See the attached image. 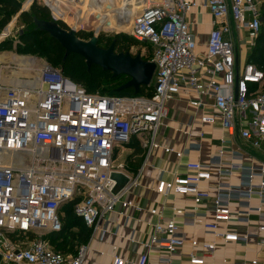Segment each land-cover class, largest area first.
<instances>
[{"label":"built area","instance_id":"obj_1","mask_svg":"<svg viewBox=\"0 0 264 264\" xmlns=\"http://www.w3.org/2000/svg\"><path fill=\"white\" fill-rule=\"evenodd\" d=\"M34 2L47 7L53 20L77 35L92 39L111 32L128 34L151 48L149 62L156 71L150 95L144 96L90 94L49 65L38 69L34 86L0 83V264H83L87 247L69 259L43 239L45 228L62 229L60 210L76 196L86 195L75 213L94 234L111 214L127 217L130 210L144 211L130 199L140 186L142 171L131 176L117 151L135 137L148 156L162 150L182 162L186 153L159 143L157 136L169 102L183 92L213 100L214 115L201 121L221 127L224 146L239 134L261 148L264 91L251 89L264 84V72L252 63L237 72V59L243 42L255 46L262 25V0H28L26 8ZM135 5L141 8L133 13ZM203 7L212 17L213 30L205 55H200L188 16ZM191 105L203 108L205 103L199 99ZM235 154L221 148L218 163L189 160L182 162L183 174L176 171L173 179L158 180L155 191L163 200L162 208L149 210L156 221L142 242L144 253L134 262L115 256L113 264H174L185 238L176 220L164 215L166 201L191 197L193 214L201 218V205L212 198L209 184L216 170L220 181L214 222L204 223L205 228L216 241H240L242 237L228 227L231 204L238 201L248 206L241 221L249 222L250 215L257 214L264 234V163L224 162ZM237 174L242 177L239 187L221 180ZM114 175L122 176L123 182L114 180ZM254 199L261 204L258 208L251 207ZM173 212L185 214L182 209ZM194 222L203 219L194 218ZM221 224L226 226L224 232ZM216 241L201 251L194 240L189 264H206V257L217 249ZM258 245L264 248V237ZM155 250L159 255L152 262Z\"/></svg>","mask_w":264,"mask_h":264},{"label":"crops","instance_id":"obj_2","mask_svg":"<svg viewBox=\"0 0 264 264\" xmlns=\"http://www.w3.org/2000/svg\"><path fill=\"white\" fill-rule=\"evenodd\" d=\"M188 21L192 32L196 35L198 53L205 55L206 44L213 30L212 17L208 10L203 7L194 9L188 16ZM246 36L247 34L244 35L245 38ZM249 46L250 49H248ZM252 48L253 46L247 44L243 47L242 52H239L237 72H241L244 65L249 63ZM24 61L30 60L21 58V62ZM35 79L0 75V83L5 87L34 86L36 85ZM252 89L254 91H264V84L261 87L252 86ZM199 99L205 103V106L203 108L193 107L191 102ZM212 115H214L213 100L198 98L196 94L183 92L169 102L168 115L159 129L157 141L177 151H184L186 156L182 160L183 163L191 160L212 166L218 163V152L221 148L229 153L232 150L237 152L234 157L231 155L226 157L224 159L226 163L237 162L256 166L264 163V142L261 148H255L238 134L231 144L224 146L222 139L225 134L221 127L201 121L202 117ZM125 150L129 151L128 155H125ZM121 155L125 156L123 161H120ZM121 155V157L117 155L118 160L128 164L132 150L126 146ZM139 158L141 160L140 167L129 174L135 176L139 171H142L141 182L140 186L133 191L130 199L136 205L144 207L145 210L140 213L134 209L130 210L127 212V217H119L115 214L109 215L105 222L101 224L99 231L94 234L92 230L90 241L82 246L87 247L83 264H113L115 256H121L134 262L144 253L142 242L148 238L151 226L156 221L149 210L151 208H162L163 202L155 191V185L158 180L162 178L171 180L176 171L183 174L185 170L182 166L183 163L178 162L175 155L165 154L162 150H156L148 156L143 149V154ZM215 169L216 167H213V170ZM216 171H213L215 172L213 181L209 184L212 198L201 205V218H197L193 214L194 201L191 197L176 196L166 201L164 215L176 220L185 238V246L174 264H189L187 256L192 251L191 243L194 240H198L202 248L204 245L216 241L212 233H209L204 226V223L214 222V200L218 193L217 185L220 181ZM221 180L233 187H239L242 183V177L239 174ZM260 205L257 199L251 202L252 208H258ZM174 209L185 210V214L176 215L173 212ZM231 210L233 215L228 227L230 230L237 232L242 239L230 243H225L223 240L216 241L217 249L213 254L206 257V264H264V248L258 245L259 240L264 237L259 229L260 217L257 214H252L249 222L241 221L242 214L248 211V206L238 201L231 204ZM194 218L203 219V222H194ZM225 228L224 224L220 225L221 232H224ZM102 230H106L107 233L103 235ZM206 250L203 248L201 251ZM153 254L152 262H156L157 257L155 256L159 255L158 250H155ZM66 256L69 259L74 258L69 254Z\"/></svg>","mask_w":264,"mask_h":264},{"label":"trees","instance_id":"obj_3","mask_svg":"<svg viewBox=\"0 0 264 264\" xmlns=\"http://www.w3.org/2000/svg\"><path fill=\"white\" fill-rule=\"evenodd\" d=\"M22 2H18L15 0H0V7L3 11L0 14V23L1 28L3 29L11 20L13 14H18L21 11ZM261 14H262V25L261 30L259 33L258 38L256 39L255 46L252 48L251 54L249 56V63L255 64L257 67L263 70L264 72V0H262V7H261ZM23 21L29 25L28 31L25 34L26 38L32 39L35 37L37 41L35 42H28L25 48L23 49L21 46H18L16 49L18 53H24L25 50L30 54L33 51L34 47H36L37 51H53V48L57 45L60 48V44L58 41L47 31L37 30L35 27L36 21H45V22H52L53 17L47 7L40 6L38 3L34 2L31 10L29 12H23L21 14ZM60 27L66 30V25L62 22L59 23ZM79 39L83 41H88L89 36L85 34H78ZM129 38L124 35L113 36L111 38L100 37L98 40V46L102 49H108L113 44L115 46V52L117 54L120 53H128L129 44H127V40ZM132 40L135 42L132 38ZM137 42V41H136ZM63 49V48H62ZM64 50V49H63ZM65 51V50H64ZM76 55H69L64 58L61 67L64 69L66 73V77L73 81L77 85H81L86 89V91L90 94H100V95H107V96H127L132 94V96H144L150 95L149 89L151 90V86L149 87H142L140 93L138 95L135 94L134 89H121L126 84H121L120 79L121 77H114L112 74V78L109 80H102L100 75L95 74L93 72L94 68H83V65H75L72 61L75 59ZM81 58V57H79ZM83 59V58H82ZM86 62V61H85ZM87 65V64H86ZM104 73H110L103 70ZM129 78V77H127ZM253 90V89H251ZM132 150V155L128 159V164L126 167L129 171L137 170L141 165L140 156L143 154V148L140 142L135 138L132 137L131 143L127 146ZM118 155V154H117ZM131 169V170H130ZM82 196V195H81ZM81 196H76L70 202L64 204L60 210V217L63 221L62 229L58 232H52L51 238L48 240V243L52 247L53 250L64 254L77 256L79 249L77 246L70 244L69 238H62L60 233L64 231V226H67V232L72 233L75 235L74 239H82L81 244L86 245L92 236V229L88 228L81 217L77 216L75 213V207L84 199ZM69 217L67 221H65V217ZM79 227L81 231L78 232ZM83 235H86L85 237ZM50 236V235H49ZM36 236H32L35 238ZM82 245V246H83Z\"/></svg>","mask_w":264,"mask_h":264},{"label":"rangeland","instance_id":"obj_4","mask_svg":"<svg viewBox=\"0 0 264 264\" xmlns=\"http://www.w3.org/2000/svg\"><path fill=\"white\" fill-rule=\"evenodd\" d=\"M28 0H22L21 5H20V9L21 11L18 14H13L12 18L10 20V22L3 28L0 29V75L2 74L3 76H9L11 75L12 77H18L19 78H25V79H34L38 76V69L42 68L43 66H51L54 69L60 71L62 74L66 75L64 69L61 67V64L64 60V58L66 59L67 57V53L66 51H64L62 48H60L59 46H55L53 48V51H51L50 53L45 51H37L36 47H34L33 51H31V53L29 54L27 52V50H25L24 53H18L17 52V48L18 46H21L23 49L25 48V46L27 45L28 42H35L37 41V39L35 37H32V39L26 38L25 34L28 31L29 25H27L22 17L21 14L23 12H29L31 10V7L26 8V2ZM137 5H140V3H137ZM137 5L134 6L133 8V13L138 12V10H140V6L137 7ZM148 5V4H147ZM25 8V10L23 9ZM4 9V8H3ZM3 9L0 7V14L3 11ZM131 11V10H129ZM1 20V19H0ZM1 22V21H0ZM52 25L49 24H36L35 23V27L36 28H46L49 29L50 32H53V28L51 27ZM54 26V25H53ZM0 28H1V23H0ZM9 29V33L6 34V36H4V33H6V31ZM247 34V33H246ZM118 35H124L127 36L129 39L127 40V44H129L128 47V52L133 56V57H137L140 56L142 58L143 61H150L151 56H152V51L151 48L146 46L145 44L139 43V42H134L132 40V37H130L128 34L126 33H117V32H111L107 35H102L101 37H106V38H111L113 36H118ZM89 36L90 39V35ZM246 38H248V35L246 36ZM249 43V42H248ZM248 43L243 42L242 46H241V50H243V47L245 45H247ZM250 49V46L249 48ZM247 49V50H248ZM14 57H16V59H14ZM21 58H25L26 60H30L32 61L31 63H29V65L27 67H24L21 64ZM29 58V59H27ZM75 65H83V68H87L88 65H86L87 63L85 62L84 59L76 57L75 59H73L72 61ZM92 68H94L93 72H95V74L100 75L102 80H109L112 78V74L111 73H104L103 69L97 66H93ZM131 81L130 78L127 77H121L120 79V83L121 84H127ZM154 84V80L152 82L151 85ZM85 87V86H84ZM86 88V87H85ZM151 90L149 89V92ZM127 96H132V94L127 95ZM125 148H121L118 149L117 154L118 157L121 155L122 151ZM125 155L129 154V151L125 150L124 151ZM124 155V154H123ZM122 156V155H121ZM120 156V157H121ZM125 159V156L120 158V161H123ZM85 194H83V198H85ZM69 217H65V221L69 220ZM64 231L62 233H60L61 235V239L64 238H69L70 244L71 245H75L74 247H78L79 249H77L76 252H78L80 250V248L82 247L83 244H81V238L80 239H74L75 235L72 233L67 232V226H64ZM82 227H79L78 232L81 231ZM44 236L43 239L45 241L48 242V240L51 238V231L50 228L43 230ZM50 235V236H49ZM84 237L86 235H83Z\"/></svg>","mask_w":264,"mask_h":264},{"label":"water","instance_id":"obj_5","mask_svg":"<svg viewBox=\"0 0 264 264\" xmlns=\"http://www.w3.org/2000/svg\"><path fill=\"white\" fill-rule=\"evenodd\" d=\"M37 23L52 25L53 32L46 28L36 29L49 32L66 51L67 56H79L86 61L88 68L100 67L104 71L112 73L115 78L129 77L131 81L121 89H134L135 94L138 95L142 87L151 86L156 71V65L153 62L143 61L140 56L133 57L129 52L117 54L114 44L108 49H102L98 46L99 38L97 37H93L87 42L83 41L78 38L75 31L62 29L55 20L52 22L36 21ZM113 179L118 182L124 180L119 175H114Z\"/></svg>","mask_w":264,"mask_h":264},{"label":"bare ground","instance_id":"obj_6","mask_svg":"<svg viewBox=\"0 0 264 264\" xmlns=\"http://www.w3.org/2000/svg\"><path fill=\"white\" fill-rule=\"evenodd\" d=\"M7 33H9V29L6 31V33L5 34H7ZM1 59V58H0ZM27 59H29V58H27ZM24 60V59H23ZM32 61H24L23 63H22V65L25 67H27L28 65H29V63H31Z\"/></svg>","mask_w":264,"mask_h":264}]
</instances>
